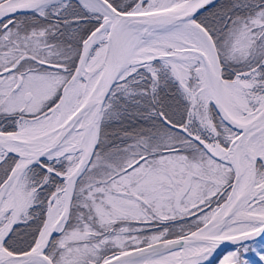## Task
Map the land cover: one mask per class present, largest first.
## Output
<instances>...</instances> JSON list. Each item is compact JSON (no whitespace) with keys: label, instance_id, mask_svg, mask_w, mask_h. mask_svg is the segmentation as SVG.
<instances>
[{"label":"snow or ice","instance_id":"1","mask_svg":"<svg viewBox=\"0 0 264 264\" xmlns=\"http://www.w3.org/2000/svg\"><path fill=\"white\" fill-rule=\"evenodd\" d=\"M0 264H264V0H0Z\"/></svg>","mask_w":264,"mask_h":264}]
</instances>
